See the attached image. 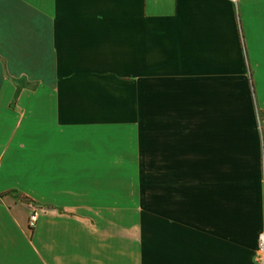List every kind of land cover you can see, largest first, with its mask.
Wrapping results in <instances>:
<instances>
[{"label": "crops", "instance_id": "0c3cea01", "mask_svg": "<svg viewBox=\"0 0 264 264\" xmlns=\"http://www.w3.org/2000/svg\"><path fill=\"white\" fill-rule=\"evenodd\" d=\"M152 105L210 152L177 245L151 210L125 244L117 205ZM263 227L264 0H0V264H257Z\"/></svg>", "mask_w": 264, "mask_h": 264}, {"label": "rangeland", "instance_id": "374dc122", "mask_svg": "<svg viewBox=\"0 0 264 264\" xmlns=\"http://www.w3.org/2000/svg\"><path fill=\"white\" fill-rule=\"evenodd\" d=\"M46 54L47 49H44L43 70L47 69ZM220 91L234 92L236 89ZM173 99L177 101L176 97L171 98L169 95L165 98L166 102ZM163 107L167 112L164 115L162 114ZM149 108L150 111L147 114L146 106H142L141 116L145 118L148 116V120L155 118L156 121L150 120L149 122L144 118L141 119L143 128L140 127L139 135L127 136V133L130 134V126H124L123 180H121V184H117V190H121L119 197L117 193V205H121L122 208L124 243L129 244L132 240L131 231L132 227L136 225V221L139 224L145 223L147 212L151 210L155 212L156 231L158 229L161 232V237L164 236L163 240L177 245L180 239V226H187L186 240L188 241L190 240L189 233L193 232V229H189V227L193 228L194 224L195 180H209L210 152H203L202 161H197L194 151L193 126L187 131L186 137L182 135L177 121L179 119L178 106L152 105ZM157 111L158 113L155 115ZM189 117L192 118L193 113L188 112ZM222 125L227 128L225 121ZM149 129L154 132H163L165 136H149L147 134L153 132ZM258 155L260 156L259 153ZM127 158L132 159L125 161ZM257 171L260 174L263 171L261 158ZM24 201L26 202L27 198H24ZM30 201L39 207L36 208L37 221L39 214L46 211L36 201ZM117 208L120 207L117 206ZM29 210L30 207L26 204V217ZM190 236L193 239V235ZM204 257H198L195 260L187 253L188 264H202ZM252 259L257 263L254 257ZM242 263L248 264L247 260H243Z\"/></svg>", "mask_w": 264, "mask_h": 264}, {"label": "built area", "instance_id": "2783aa9c", "mask_svg": "<svg viewBox=\"0 0 264 264\" xmlns=\"http://www.w3.org/2000/svg\"><path fill=\"white\" fill-rule=\"evenodd\" d=\"M26 204L30 207L27 214L26 225L28 228H32L36 221V208H39L37 204L30 200L26 201ZM257 264H264V227L260 229L256 239V256Z\"/></svg>", "mask_w": 264, "mask_h": 264}, {"label": "trees", "instance_id": "16d2710c", "mask_svg": "<svg viewBox=\"0 0 264 264\" xmlns=\"http://www.w3.org/2000/svg\"><path fill=\"white\" fill-rule=\"evenodd\" d=\"M28 200V199H27Z\"/></svg>", "mask_w": 264, "mask_h": 264}]
</instances>
